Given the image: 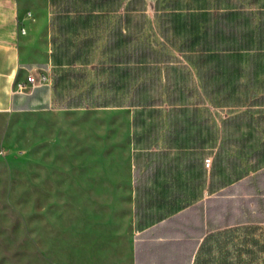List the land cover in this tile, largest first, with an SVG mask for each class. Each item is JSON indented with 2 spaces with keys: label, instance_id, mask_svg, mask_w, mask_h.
Wrapping results in <instances>:
<instances>
[{
  "label": "trees",
  "instance_id": "16d2710c",
  "mask_svg": "<svg viewBox=\"0 0 264 264\" xmlns=\"http://www.w3.org/2000/svg\"><path fill=\"white\" fill-rule=\"evenodd\" d=\"M50 1L55 64H96L89 86L83 68L69 67L55 77L57 83L73 76L81 85L61 106L133 107L135 125L145 127L146 147H217L212 174L227 164L232 171L224 183L235 182V156L228 142L219 143L221 129L210 104L235 107V70L242 68L235 55L264 48V12L235 10L223 0H167L164 6L158 2L151 17L147 0ZM233 190L240 196L224 190L197 204L206 206L212 231L199 247L201 264H264V239L257 233L264 222V169ZM234 220L255 225L240 237L213 231ZM180 245H149L137 251L138 264H186L193 251Z\"/></svg>",
  "mask_w": 264,
  "mask_h": 264
},
{
  "label": "crops",
  "instance_id": "0c3cea01",
  "mask_svg": "<svg viewBox=\"0 0 264 264\" xmlns=\"http://www.w3.org/2000/svg\"><path fill=\"white\" fill-rule=\"evenodd\" d=\"M245 3L251 5L256 0H241L242 5L235 6V10L264 12V6L247 8ZM51 17L50 0H0V151H5L9 145L14 149L12 131L16 113L38 111L48 115L53 111V103L57 100L55 93L64 79L68 80L70 88L64 100L59 97L62 99L61 103L66 101L69 93L80 91L81 85L77 78L62 77L56 83V76H61L69 67L83 68L87 72L85 85L89 86L94 82V62L87 65L75 63L72 66L55 64ZM242 51L250 54L259 52L241 50L235 56H240ZM246 72L247 81H251L250 67ZM30 73L36 76L44 73L47 80L36 87L24 88L21 84ZM61 103L56 106L59 113L96 107H63ZM235 105L245 110L263 107L264 101L249 100ZM243 118L248 123L256 121L249 113ZM149 122L147 120L146 124ZM26 123L22 122L24 125ZM130 124L132 144L123 152L125 160L120 158L119 163H107L98 168L95 164L88 165V172L91 173L88 175L90 219L84 226L87 229L86 239L73 248L74 259L86 260V264H138L137 251L143 253L149 245L172 241L181 243L180 246L189 254L193 251L192 258L186 264H201L196 259L198 250L204 238L212 231L207 223L206 206L198 209L197 204L206 202L209 197L224 190L229 193L226 196H240L233 190L234 185L264 169V166H250L241 158H255L256 144L248 147V150L236 147L235 155L231 154L235 156V182L225 185V176L232 171L229 165L223 163L220 170L212 174L217 147L187 145L179 148L151 143L148 148L145 146L147 139L143 135L145 127L134 123V110ZM181 136L185 138L186 133ZM249 136H252L251 133L235 132V143L239 145V140L248 139ZM259 139L264 140V135L259 136ZM220 141L219 138V143ZM258 145L259 148L263 147L261 143ZM208 155L213 159L210 167L205 162ZM8 169L14 179L16 170L13 166ZM25 171L23 169L24 174ZM213 181L214 184L211 185ZM15 196L14 193L13 197ZM252 225L255 223H235L234 220L213 231H233L235 237H240L248 235L251 229L246 227ZM258 225L261 228L257 233H262L264 239V222H259ZM0 264H4L1 259Z\"/></svg>",
  "mask_w": 264,
  "mask_h": 264
},
{
  "label": "rangeland",
  "instance_id": "374dc122",
  "mask_svg": "<svg viewBox=\"0 0 264 264\" xmlns=\"http://www.w3.org/2000/svg\"><path fill=\"white\" fill-rule=\"evenodd\" d=\"M166 1L147 0L149 15L154 16L158 2L164 6ZM240 4L241 0H223L222 5ZM244 6H264V0ZM239 57L242 69L235 70V104L264 101V49L253 54L242 51ZM249 67L251 81L246 75ZM69 85L65 79L60 83L48 115L16 113L14 149L9 145L0 151V259L4 264H86V260L74 259L73 248L87 237L88 165L98 168L119 163L132 144L133 107L96 106L57 112ZM210 108L221 129L220 139L228 142L225 149L235 155L237 146L248 150L256 144L255 158H241L250 166H264V140L259 139L264 135V106L244 110L236 105L210 104ZM247 113L254 117V123L243 118ZM235 132L252 136L239 140L238 145ZM11 166L16 170L14 179L8 169Z\"/></svg>",
  "mask_w": 264,
  "mask_h": 264
},
{
  "label": "built area",
  "instance_id": "2783aa9c",
  "mask_svg": "<svg viewBox=\"0 0 264 264\" xmlns=\"http://www.w3.org/2000/svg\"><path fill=\"white\" fill-rule=\"evenodd\" d=\"M46 80H47V76L44 73L38 76H36L34 73H30L29 76L27 77V80L23 82L21 86L24 88L27 86H30L33 88L42 83H45ZM205 162H206V165L210 167L212 163V158L211 157L207 158Z\"/></svg>",
  "mask_w": 264,
  "mask_h": 264
}]
</instances>
